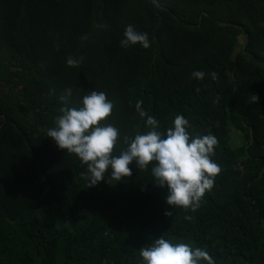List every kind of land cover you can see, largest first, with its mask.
I'll return each instance as SVG.
<instances>
[{
  "label": "trees",
  "instance_id": "16d2710c",
  "mask_svg": "<svg viewBox=\"0 0 264 264\" xmlns=\"http://www.w3.org/2000/svg\"><path fill=\"white\" fill-rule=\"evenodd\" d=\"M126 25L149 47H121ZM88 90L112 101L110 155L147 116L161 133L181 115L190 136L216 138L199 207L165 216L152 162L89 185L46 135ZM158 236L213 264H264V0H0V264H143Z\"/></svg>",
  "mask_w": 264,
  "mask_h": 264
},
{
  "label": "clouds",
  "instance_id": "9594fccd",
  "mask_svg": "<svg viewBox=\"0 0 264 264\" xmlns=\"http://www.w3.org/2000/svg\"><path fill=\"white\" fill-rule=\"evenodd\" d=\"M137 43L143 48L149 47L147 34L126 25L120 46ZM66 63L73 66L79 61L68 58ZM193 75L200 78L204 74L194 72ZM212 75L214 77V73ZM70 95L71 89H65L58 99L66 102ZM112 107V101L106 99L103 91L88 90L81 97L79 107L60 108V115L54 118V126L47 129L46 135L58 149L74 153L82 164H86L89 185L101 180L108 183L105 175L108 169L111 178L120 181L131 175L130 164L143 170L152 162L153 184L166 190L164 200L169 209L164 211L165 216L172 214L173 205L193 211L199 207L203 193L211 189L214 177L220 171L217 163L210 159L216 138L211 134L190 136V125L181 115H176L172 127L161 133L159 121L147 116L144 124L148 131L136 134L130 141L125 138L127 148L118 156L110 155L118 130L101 122L109 116ZM136 109L140 117L146 116L139 102ZM139 256L143 264H200L201 261L213 264L201 248L171 243L163 236L153 239L147 247H140Z\"/></svg>",
  "mask_w": 264,
  "mask_h": 264
}]
</instances>
